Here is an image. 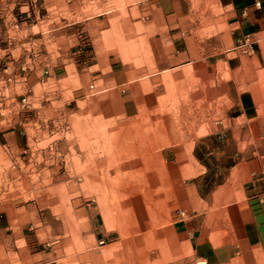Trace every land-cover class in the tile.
Instances as JSON below:
<instances>
[{"label":"rangeland","instance_id":"obj_1","mask_svg":"<svg viewBox=\"0 0 264 264\" xmlns=\"http://www.w3.org/2000/svg\"><path fill=\"white\" fill-rule=\"evenodd\" d=\"M173 1L179 3L181 18L176 25L187 36L204 39L210 50L225 43L214 36L224 30L215 0ZM160 6L159 0H0V45H8L9 37L19 45L26 39L31 54L32 49L45 54L46 69L56 65L58 70L43 79L33 77L27 86L19 70L0 71V133L12 119L18 133L28 129L33 149L0 150V264H193L194 252L171 228L180 211H188L187 219L193 215L192 203L183 201L181 192L187 189L184 181L197 171L182 168L197 140V123L191 118L205 119L199 135L212 129L206 120L216 110L213 91L188 69L185 81L166 80L158 87L157 106L118 115L114 107L101 106L115 95L91 92L92 78L84 70L88 62L97 65L92 71L103 73L149 67L157 47L154 38L166 32L154 22ZM41 19L42 28L29 26ZM53 26L58 35L50 33ZM38 32H44V39H37ZM222 56L237 65L242 56L245 66L258 65L240 51ZM128 76L130 83L120 91L132 90L136 102L140 95L132 84L134 75ZM244 76L253 85L240 92L252 93L257 113L264 115V73L257 78L236 74ZM153 89L149 82L144 86L146 94ZM218 93L223 114L230 101L223 87ZM24 98L30 109L21 108ZM28 114L36 124L20 125ZM221 126L227 135L228 123ZM167 148L173 151L164 153ZM216 174L210 169L202 179L203 196L221 181ZM13 204L25 208L9 212L8 218ZM213 207H202L212 230L226 221ZM225 229L212 234L217 245L229 237ZM37 250L39 255H34ZM223 264H264V252L231 250Z\"/></svg>","mask_w":264,"mask_h":264},{"label":"crops","instance_id":"obj_2","mask_svg":"<svg viewBox=\"0 0 264 264\" xmlns=\"http://www.w3.org/2000/svg\"><path fill=\"white\" fill-rule=\"evenodd\" d=\"M256 1H261V8L255 6ZM161 4L158 9L160 17L155 19V25L166 28L164 35L155 36L156 49L151 53V63L149 67H136L127 72L123 67L111 73H103L100 70L92 71L97 66L91 62L88 66L86 76L91 75L92 84L96 87L98 94L110 93L115 95V100H105L101 103L102 107L109 106L118 111V115H129L135 108L149 105L157 106L160 98L157 94L158 87L166 83V80L174 83H181L186 79V70L192 69L197 79L209 84V89L214 93L215 109L207 122L212 123V129H206V133L199 135L204 129L205 119L199 116L191 118L190 121L196 122L194 134L197 140L194 142L188 158L182 168L192 166L197 171L194 175L184 181L187 189L181 192L182 200L192 203L193 215L185 221H175L171 228L172 233L190 247L196 258H205L213 264H223L229 258L231 250L239 252L249 250H260L264 252V202L260 203L255 195L264 192V115L258 114V103L254 100L252 93L248 91L240 92L243 87L250 88L253 79L245 76L236 77L237 73L244 75H257L264 73V0H215V5L220 11V25L224 30L215 34L220 36L225 43H220L215 49H206L207 43L204 39H194L186 35V32L179 28L177 16L179 3L173 0H159ZM45 20H37L31 27L42 28ZM24 25V24H22ZM28 26V27H29ZM7 28V24L5 25ZM58 29L54 26L50 30L52 35H58ZM251 34L256 42V52L251 57L252 61L257 62L248 66L244 65L242 57L237 61H224V52H231L245 35ZM37 39H44V32L37 33ZM213 36V37H214ZM9 43L6 48L0 49V71L21 72L24 85H29L33 77L43 79L44 74L58 71L56 65L46 69V56L37 52L36 49L28 47L29 43L25 39L21 44H13L12 37L8 38ZM18 52L15 55L14 52ZM2 54V55H1ZM6 55V56H5ZM230 55V54H229ZM227 55V56H229ZM247 56V55H245ZM49 58V56L47 57ZM73 61L72 59L67 60ZM224 63L223 67L220 64ZM77 67V66H76ZM23 68H25L24 71ZM130 73H133L132 84L139 93V98L133 100V91L123 94L120 90L130 83ZM222 74H230L228 79H223ZM31 75V78L28 77ZM43 81V80H42ZM102 82L101 89L98 84ZM149 82L153 91L146 94L144 86ZM37 80V84H41ZM222 87L227 91L230 105L226 112L221 114L219 101L220 90ZM156 91V92H155ZM156 94L153 97L152 94ZM197 104L199 100H196ZM262 105L264 103L262 102ZM104 111V109H102ZM168 122L169 118L166 117ZM9 126L0 133V150L7 152L31 151L33 150L30 141L31 137L28 129L20 133L16 131V121H7ZM35 120L28 114L19 123L29 127L36 124ZM228 123L226 128L227 135L222 131V124ZM240 122V123H239ZM2 123V122H0ZM39 134V132H38ZM37 135V138L39 137ZM193 136V135H192ZM171 148L164 149V153H170ZM211 159H213V163ZM208 162L209 165L206 163ZM211 165V166H210ZM210 169L216 175L222 176L221 181L216 184L210 194L202 195L200 183L206 175L210 174ZM1 205V202H0ZM214 206L213 209L218 214L223 213L226 217L225 223H218L213 230L206 225L204 206ZM203 207V208H202ZM25 206L13 204L9 212L18 214L24 210ZM1 209V208H0ZM188 212V211H185ZM3 217L0 210V218ZM227 228V229H225ZM4 229L8 230L6 226ZM225 229L228 236L222 245H217L212 240V234L221 233ZM37 252L34 255H39ZM2 262V261H1ZM5 262V261H4ZM1 264H11L1 263Z\"/></svg>","mask_w":264,"mask_h":264},{"label":"built area","instance_id":"obj_3","mask_svg":"<svg viewBox=\"0 0 264 264\" xmlns=\"http://www.w3.org/2000/svg\"><path fill=\"white\" fill-rule=\"evenodd\" d=\"M255 6L259 9L261 8V1H256ZM5 42L9 43V40H6ZM256 42L254 40V37L251 34L245 35L243 37V39L237 44L236 48H234L233 51H240L242 54L247 55V56H253L256 52V48H255ZM6 44L5 45H0V49L1 48H6ZM6 56V55H5ZM1 70V69H0ZM25 68H23L22 71H24ZM90 90L91 92L95 93L96 91V87L95 85H91L90 86ZM126 89L122 90V93H125ZM21 104V108L24 110L30 109L31 105L30 103L27 101L26 98L22 99V103ZM254 198H256L260 203L264 202V192L257 194L254 196ZM187 213L185 211H180L178 213L177 219L179 221H185L187 219ZM100 245L103 246L105 245V240H101L100 241ZM193 264H209V261L205 258H196L193 262Z\"/></svg>","mask_w":264,"mask_h":264}]
</instances>
